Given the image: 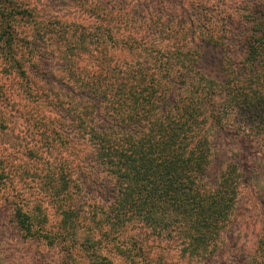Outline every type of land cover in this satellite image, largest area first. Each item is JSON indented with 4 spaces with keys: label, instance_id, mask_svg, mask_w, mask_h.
<instances>
[{
    "label": "trees",
    "instance_id": "16d2710c",
    "mask_svg": "<svg viewBox=\"0 0 264 264\" xmlns=\"http://www.w3.org/2000/svg\"><path fill=\"white\" fill-rule=\"evenodd\" d=\"M66 1L86 18L0 0V210L60 264H171L163 242L213 264L264 159V5ZM223 137L248 153L212 177ZM100 180L106 205L84 213ZM241 264H264V224Z\"/></svg>",
    "mask_w": 264,
    "mask_h": 264
},
{
    "label": "rangeland",
    "instance_id": "374dc122",
    "mask_svg": "<svg viewBox=\"0 0 264 264\" xmlns=\"http://www.w3.org/2000/svg\"><path fill=\"white\" fill-rule=\"evenodd\" d=\"M31 2L30 4H44L47 9L50 7L51 11H55L54 17L61 18L62 20H76L86 18L82 15L69 1L66 0H24ZM127 1L133 5L139 4L140 0H121ZM202 6L215 8L220 10L219 18L221 20L227 19L230 12L236 14L241 13L247 6L253 3H261L264 5V0H199ZM132 12L134 10L132 9ZM239 12V13H238ZM53 48V47H52ZM54 65L58 63H53ZM57 65H55L57 68ZM57 70V69H56ZM58 72V71H57ZM17 119V120H16ZM11 130L17 137L25 135L28 131L26 124L18 118H12ZM12 137L2 139L4 142H10ZM17 142V141H16ZM236 139L223 137L219 142L218 152L215 156V162L210 172L214 177L230 162H240L245 158L241 157L243 150L240 146L236 145ZM12 144V143H11ZM257 150V148H254ZM252 150V151H254ZM47 158V157H46ZM255 160L251 158L250 165L253 170L249 172L248 180H242V188L240 191L239 203L237 211L233 218L232 224L227 232V238L222 246V254H217L213 260V264H241L242 259L251 255L254 251L257 237L262 230L264 224V159ZM106 183L102 180L98 182L91 193L86 194V201L83 204L84 213L101 212L100 207L106 205V198L108 196V188ZM107 188V189H106ZM104 199H101V196ZM93 198V199H89ZM20 231L14 226L10 218L9 212H2L0 210V264H60L63 262V255L60 248H53L48 246L43 241L26 240L19 234ZM79 237H82L81 234ZM174 243H161L163 248L167 247L163 258L171 264H194L193 262H186L185 258L179 256V249L174 246ZM82 256L80 252H76L73 256L74 262H79V257ZM139 260V259H137ZM120 264H134L124 263L118 260ZM85 263V262H84ZM86 264V263H85ZM135 264H138L137 262Z\"/></svg>",
    "mask_w": 264,
    "mask_h": 264
}]
</instances>
